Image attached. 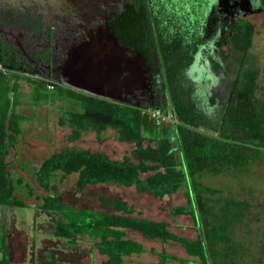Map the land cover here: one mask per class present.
<instances>
[{"label": "trees", "instance_id": "trees-1", "mask_svg": "<svg viewBox=\"0 0 264 264\" xmlns=\"http://www.w3.org/2000/svg\"><path fill=\"white\" fill-rule=\"evenodd\" d=\"M159 20L156 14L157 36L147 40L141 35L144 31L142 18L132 22L123 20L118 38L152 61L148 49L155 51L164 97L154 106L163 111L172 109L177 122L157 124L142 112L143 106L67 89L62 97L73 99L78 106L65 109L61 116V122L71 127L70 140L92 130L101 141L103 131L110 127L117 130L119 141H132L135 146L131 156L122 159H113L102 150L77 147L52 152L42 161L35 175L37 183L49 192L43 196L40 207L62 213V219L55 224L56 236L75 242L79 235L88 234L98 250L107 254L106 264H120L124 255L145 250L141 242L126 236L125 228L137 230L146 238L180 242L186 253L197 256L201 264H238L245 246L233 235L231 228L243 219L250 202L234 197H215L219 189L204 183L199 176L237 174L246 171L255 161H264V93L258 92L256 56L250 55L247 49L253 26L245 23L242 29L245 52L234 67L226 97L219 99L213 93L202 96L195 75L189 74L195 55L183 52V30H164ZM0 62L15 70L1 53ZM219 66L217 59L215 67ZM4 88L9 92L17 89L18 84H6ZM0 100V205L24 206L25 202L14 193L15 185L6 159L10 146L21 133L17 120L23 115L16 112L15 99L11 102L10 97L3 99L1 96ZM75 172V187L80 191L87 184L116 183L134 185L137 191L151 192L162 198L186 186L187 203L173 206L171 212L173 215L190 214L200 224L197 236H181L172 231L165 220L131 215V206L122 199L112 201L115 212H96L80 207V219H75L72 213L62 209V204L66 203L54 194L56 175L61 173V180ZM18 182L32 191L27 182L21 179ZM51 190L54 193H50ZM1 230L0 223V251L5 254L0 262L3 264L8 249L7 237ZM159 257L160 264L171 258L183 264L187 261V258L165 251L160 252Z\"/></svg>", "mask_w": 264, "mask_h": 264}, {"label": "rangeland", "instance_id": "rangeland-1", "mask_svg": "<svg viewBox=\"0 0 264 264\" xmlns=\"http://www.w3.org/2000/svg\"><path fill=\"white\" fill-rule=\"evenodd\" d=\"M188 1L173 0L172 6L178 15L190 11ZM250 18L255 21V30L249 54L256 56L259 68L258 92L264 93V13ZM220 59L223 64L218 68H207L205 61L203 67L196 69L193 65L189 69V74L195 75L197 88L204 97L211 93L217 94L219 99L226 97L240 54L220 56ZM19 79L20 82L16 81L19 88L9 92L0 83V98L10 97L11 102L15 99V110L23 115L17 120L21 133L16 136L14 145L10 146L6 159L15 185L14 193L25 202L24 206L0 205L1 232L7 237L8 249L3 264H105L106 256L95 253L98 248L88 234L79 235L75 242L55 235V224L62 219V213L40 207L43 196L49 192L37 183L35 175L48 155L66 147L102 150L113 159H122L131 156L135 144L132 141H119L116 138L117 130L110 127L103 131L104 139L101 141L92 130L70 140L71 127L61 122V116L65 109L78 107L73 99L62 97V93L71 87L57 84L47 88L45 83L21 75ZM60 175L58 173L54 180L55 193L53 190L50 193L56 194L66 203L62 204V209L72 213L75 219H80V207H88L96 212H115L111 207L112 201L122 199L131 206V215L165 220L172 231L184 237L195 238L198 234L200 224L190 214L173 215L171 212L173 206L187 203L186 186L160 198L151 192L137 191L134 185L116 183L87 184L80 191L75 187L76 172L61 180ZM199 178L219 189L215 197H234L250 202V208L245 211L243 219L231 228L233 235L245 246L238 264H264V161H255L246 171L237 174H202ZM19 179L30 184L32 191L20 184ZM126 230L128 237L141 242L145 247V251L137 253L135 257L131 255L130 264H159V253L162 251L187 258L185 264H201L197 256L186 253L180 242L146 238L137 230ZM4 256L0 251V261ZM165 264L183 263L171 258Z\"/></svg>", "mask_w": 264, "mask_h": 264}, {"label": "flooded vegetation", "instance_id": "flooded-vegetation-1", "mask_svg": "<svg viewBox=\"0 0 264 264\" xmlns=\"http://www.w3.org/2000/svg\"><path fill=\"white\" fill-rule=\"evenodd\" d=\"M172 5L173 0H0V53L24 78L54 87L61 84L57 79H69L68 61L78 67L73 57L76 46L84 48L99 38L109 51L126 58L140 53L119 41L120 22L142 18L141 35L147 40L157 36V14L164 30H183V52L195 55L194 67H203L206 61L211 68L217 59L223 64L220 56L244 54L242 29L245 23L251 24L253 37L255 21L250 17L264 13V0H189L190 11L182 16ZM115 38L119 42L116 48ZM251 44L252 38L248 52ZM148 51L153 58H146L151 90L144 97L156 103L164 92L155 51Z\"/></svg>", "mask_w": 264, "mask_h": 264}, {"label": "water", "instance_id": "water-1", "mask_svg": "<svg viewBox=\"0 0 264 264\" xmlns=\"http://www.w3.org/2000/svg\"><path fill=\"white\" fill-rule=\"evenodd\" d=\"M112 40L115 48L118 47V39ZM101 41L97 38L95 44L88 43L80 49L76 46L73 57H76L78 67L74 68L75 62L68 61L65 70L69 79H57V83L120 103L137 107L154 106L144 97L151 90L148 82L150 67L146 57L138 53L126 58L123 53L109 51L108 46L104 47Z\"/></svg>", "mask_w": 264, "mask_h": 264}, {"label": "built area", "instance_id": "built-area-1", "mask_svg": "<svg viewBox=\"0 0 264 264\" xmlns=\"http://www.w3.org/2000/svg\"><path fill=\"white\" fill-rule=\"evenodd\" d=\"M8 67L0 62V72H6ZM47 87L51 88L52 84L47 83ZM142 112L148 114L157 124H162L163 122H171L175 124L177 119L175 117L174 111L172 109H167L165 111L161 110L159 106H143Z\"/></svg>", "mask_w": 264, "mask_h": 264}, {"label": "crops", "instance_id": "crops-1", "mask_svg": "<svg viewBox=\"0 0 264 264\" xmlns=\"http://www.w3.org/2000/svg\"><path fill=\"white\" fill-rule=\"evenodd\" d=\"M19 78H20L19 72H17V70H13V69H11V68L8 67V70L6 72H0V83H1V87L2 88L5 87L6 84H8L9 86H13L15 83L18 84V82H20L19 81L20 80ZM16 81H18V82H16ZM18 88H19V84H18ZM81 92H84V91H81ZM84 93H86V92H84ZM125 231L127 232L126 228H125ZM93 243H94V240H93ZM96 249H97V247H96ZM95 253H98L101 256H104L105 255L106 258H107V254L101 253L98 249H97V251ZM131 255L134 256V255H137V253H132V254H129V255H124L123 256V260H122V262L120 264H130V257H132ZM104 262H105V260H104ZM158 262H159V260H158ZM105 264H106V262H105ZM159 264H160V262H159Z\"/></svg>", "mask_w": 264, "mask_h": 264}]
</instances>
